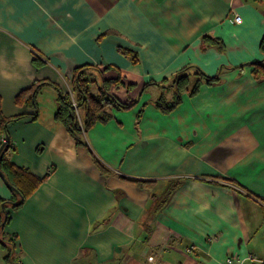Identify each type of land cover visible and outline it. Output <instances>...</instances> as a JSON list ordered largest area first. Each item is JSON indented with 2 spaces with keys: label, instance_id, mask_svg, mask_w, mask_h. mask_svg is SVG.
<instances>
[{
  "label": "crops",
  "instance_id": "crops-1",
  "mask_svg": "<svg viewBox=\"0 0 264 264\" xmlns=\"http://www.w3.org/2000/svg\"><path fill=\"white\" fill-rule=\"evenodd\" d=\"M263 36L264 0H0L4 159L39 177L49 171L14 210L0 178V214L9 213L0 238L15 237L14 260L264 261V76L250 65L264 66ZM83 65L151 82L134 106L112 107L109 120L85 130L84 145L54 118L58 90L69 92ZM183 68L188 89L194 69L219 81L182 91L162 112L156 101L173 100L167 87ZM35 84L36 120H15L34 112L16 97ZM4 254L0 244V264Z\"/></svg>",
  "mask_w": 264,
  "mask_h": 264
},
{
  "label": "trees",
  "instance_id": "trees-1",
  "mask_svg": "<svg viewBox=\"0 0 264 264\" xmlns=\"http://www.w3.org/2000/svg\"><path fill=\"white\" fill-rule=\"evenodd\" d=\"M260 1V0H254ZM260 51L264 54V36L262 37L259 45ZM121 50V49H120ZM128 55L131 52L126 51ZM135 56L132 55V61H135ZM252 67V74L257 77L264 76V66L262 62L256 61L250 64ZM188 68V67H186ZM93 69L98 71L100 74V88L97 89L96 93L91 92L90 85H95L94 81H87L84 77L86 70ZM112 71L114 76L111 78L106 77L105 72ZM187 70L183 68L179 71L173 78L171 84L167 87L173 89L174 98L172 101L167 102L163 96H161L156 101V107L162 112H169L174 109L180 103V93L182 91H188L189 96L195 95L200 84L204 83L206 85H213L219 81L218 73L214 75H208L202 70L194 69L196 79L194 80L193 86L188 89V79L189 74H184ZM151 82H147L143 85L136 86L133 84H128L122 80L121 74L116 67L112 66H103L95 67L91 65L79 66L73 71V82L71 84V90L65 94L61 93L58 90V107L55 111L54 118L60 122L66 129L67 133L74 139L76 144L83 143V133L89 127L94 125L97 122L104 123L110 119V109L112 107L129 109L137 102V98L140 93L148 86ZM44 84V83H42ZM114 84L119 86H126V90L129 93L136 94L135 98H131V95L126 94L124 97H119L116 94L109 93L107 85L114 87ZM41 88V84H35L28 89H24L16 98L23 101V104L31 109H34L32 114L20 115L15 118L19 120L22 117H29L31 121H35L38 115L36 95ZM139 88V92L134 91ZM113 89V88H112ZM112 92V91H111ZM78 111L80 113H78ZM6 120L0 117V140L1 136L5 137ZM3 145V148L7 147V150L10 148L9 141L3 144L0 141V146ZM2 148V149H3ZM6 151L3 152V155L0 160V171L3 173L5 180L11 186L8 188L13 193V198L5 202V205H9L10 210H14L21 206L26 198L38 188L39 184L44 181L49 176V171H47L43 176L39 177L33 175L26 169L18 168L12 163L7 162L4 158L6 157ZM20 201V204L16 203ZM4 205V207H5ZM7 209V208H6ZM4 210L0 214V232L3 227L9 220V213ZM15 237L8 236L4 237L1 235L0 244L5 252L4 261L6 264H18L14 258V244Z\"/></svg>",
  "mask_w": 264,
  "mask_h": 264
},
{
  "label": "rangeland",
  "instance_id": "rangeland-1",
  "mask_svg": "<svg viewBox=\"0 0 264 264\" xmlns=\"http://www.w3.org/2000/svg\"><path fill=\"white\" fill-rule=\"evenodd\" d=\"M84 77H86L87 81H94L95 82L94 91L97 92V89L100 88V85H101L98 71L93 70V69L86 70V72L84 73ZM106 87L109 89V93L116 94L119 97H124L126 94H128V95H131L130 97L133 99V98H135V96L137 94V93L136 94H132V93H129V92H120L119 88H118L119 85H117V84H114V87H112L113 89L109 85H107ZM153 89L155 90V89H158V88L156 87V88H153ZM135 92H139V88H137L134 91V93ZM78 113H80V112L78 111Z\"/></svg>",
  "mask_w": 264,
  "mask_h": 264
},
{
  "label": "built area",
  "instance_id": "built-area-1",
  "mask_svg": "<svg viewBox=\"0 0 264 264\" xmlns=\"http://www.w3.org/2000/svg\"><path fill=\"white\" fill-rule=\"evenodd\" d=\"M234 21L237 22V23L240 22L241 21V17L239 15H235L234 16ZM248 258L250 260L258 262L259 264H264V261L257 260V259H255V257H253L251 255L248 256ZM148 259L152 260V257H149ZM223 264H245V263L238 257L230 256V257H226L225 258Z\"/></svg>",
  "mask_w": 264,
  "mask_h": 264
},
{
  "label": "water",
  "instance_id": "water-1",
  "mask_svg": "<svg viewBox=\"0 0 264 264\" xmlns=\"http://www.w3.org/2000/svg\"><path fill=\"white\" fill-rule=\"evenodd\" d=\"M5 141H8V137L6 136V138H5ZM3 145L2 146H0V160H1V157H2V155H3V152L4 151H6L7 150V147H5V148H3ZM0 178L2 179V181L4 182V184L6 185V187L7 188H11V186L8 184V182L5 180V178H4V175H3V173L0 171ZM17 205H19L20 204V201L19 202H17L16 203Z\"/></svg>",
  "mask_w": 264,
  "mask_h": 264
},
{
  "label": "bare ground",
  "instance_id": "bare-ground-1",
  "mask_svg": "<svg viewBox=\"0 0 264 264\" xmlns=\"http://www.w3.org/2000/svg\"><path fill=\"white\" fill-rule=\"evenodd\" d=\"M5 138H6V136L5 137H1V142L3 143V144H5L6 142H8V141H5ZM7 151V150H6Z\"/></svg>",
  "mask_w": 264,
  "mask_h": 264
}]
</instances>
